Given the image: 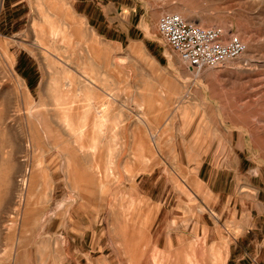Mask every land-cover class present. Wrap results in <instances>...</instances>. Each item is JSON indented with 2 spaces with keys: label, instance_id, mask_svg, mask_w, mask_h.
<instances>
[{
  "label": "rangeland",
  "instance_id": "1",
  "mask_svg": "<svg viewBox=\"0 0 264 264\" xmlns=\"http://www.w3.org/2000/svg\"><path fill=\"white\" fill-rule=\"evenodd\" d=\"M47 3L0 0V264H264V0ZM166 11L245 51L192 75Z\"/></svg>",
  "mask_w": 264,
  "mask_h": 264
},
{
  "label": "built area",
  "instance_id": "2",
  "mask_svg": "<svg viewBox=\"0 0 264 264\" xmlns=\"http://www.w3.org/2000/svg\"><path fill=\"white\" fill-rule=\"evenodd\" d=\"M157 31L194 76L206 67L235 59L245 51V43L231 28L203 26L178 12H162L157 19Z\"/></svg>",
  "mask_w": 264,
  "mask_h": 264
},
{
  "label": "bare ground",
  "instance_id": "3",
  "mask_svg": "<svg viewBox=\"0 0 264 264\" xmlns=\"http://www.w3.org/2000/svg\"><path fill=\"white\" fill-rule=\"evenodd\" d=\"M39 1V0H38ZM44 1H46V0H44ZM57 1L58 0H48V6H52V7H58L57 5H56V3H57ZM45 4L46 3H44L43 5H44V7H46L45 6ZM43 7V8H44ZM51 7V9H53ZM60 7V6H59ZM62 8V7H61ZM58 9V8H57ZM42 10V9H41ZM57 11V10H56ZM58 13V12H57ZM66 13V12H65ZM58 20V19H57ZM43 27V26H42ZM37 28H38V26H37ZM63 28V27H62ZM48 33H49V37H51L52 39L53 38H59V37H61V39H62V42H63V40L65 39V37L66 36H63V31H62V29L60 28V27H58V25L57 24H55L54 23V21H48ZM38 30V29H37ZM64 30V29H63ZM65 31V30H64ZM66 35V34H65ZM41 44V43H40ZM117 63V62H116ZM93 66H94V64H93ZM100 68V67H99ZM94 69V68H93ZM96 70V69H95ZM102 70V69H101ZM101 74H103V73H101ZM93 81H97V80H93ZM98 82V81H97ZM93 83V82H92ZM43 91V90H42ZM63 96H65V95H63ZM63 96H60V97H58L57 99H55L54 100V103H55V105L57 106V111H58V117H59V123H60V126L63 128V129H65V130H67L68 132H70L71 134H73L72 132H74V133H78V132H80L81 133V131L83 130L82 129V127L85 125L84 123H83V125H81V126H78L79 124H75V120L73 119V115L71 114V112L69 111L70 109H69V106H68V108L66 109L65 108V106L64 105H62L61 103H63L64 101H62L61 100V97L63 98ZM90 99V98H89ZM65 103V102H64ZM88 106L89 105H87V108H88ZM53 107V106H52ZM73 108V107H72ZM29 109V108H28ZM86 109V108H85ZM106 110H107V106L105 105V103L103 102L102 104H101V106L98 108V111H97V113H99V115L101 116V119L102 118H105V114H106ZM87 113V112H86ZM90 113V112H89ZM91 114V113H90ZM95 120L94 122H93V125H95L96 127L97 126H103V122H104V120L102 121V120ZM54 122V121H53ZM56 123V122H55ZM87 125V124H86ZM59 126V127H60ZM90 140V139H89ZM95 141V140H94ZM96 142V141H95ZM91 143H93V141L91 142ZM93 145V144H92ZM95 146V145H94ZM24 184H25V181L23 182ZM154 260V259H153Z\"/></svg>",
  "mask_w": 264,
  "mask_h": 264
},
{
  "label": "crops",
  "instance_id": "4",
  "mask_svg": "<svg viewBox=\"0 0 264 264\" xmlns=\"http://www.w3.org/2000/svg\"><path fill=\"white\" fill-rule=\"evenodd\" d=\"M136 48H138V45L136 43L129 45V52H132V54L136 53L137 52Z\"/></svg>",
  "mask_w": 264,
  "mask_h": 264
}]
</instances>
